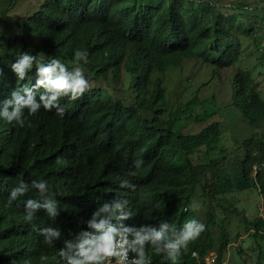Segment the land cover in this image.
Listing matches in <instances>:
<instances>
[{"label":"trees","instance_id":"obj_1","mask_svg":"<svg viewBox=\"0 0 264 264\" xmlns=\"http://www.w3.org/2000/svg\"><path fill=\"white\" fill-rule=\"evenodd\" d=\"M2 1L8 6L0 5V21L12 18L7 9L17 0ZM31 8L12 21L21 35L0 34L3 76L15 77L10 64L29 52L45 62L60 59L70 69L81 63L91 89L74 102L61 100L63 118L42 109L25 137L0 132V264H61L58 252L62 240L72 238L69 231L86 227L83 220L114 200L128 201L134 218L126 224L167 222L179 229L195 217L206 225L177 264H212L213 259L219 264L230 241L227 213L236 211L248 234L262 239L254 264H264V214L247 216L239 208L243 190L264 198L262 82L241 65L248 38L262 51L264 64L259 2L39 0ZM251 9L260 15H249ZM76 50L88 53L87 64L74 60ZM194 57L210 68L201 84L226 78V104L217 103L216 95L203 97L200 86L191 84L190 98L170 101L166 70ZM225 117L236 119V132ZM239 121L246 132L239 133ZM136 159L143 160L139 169ZM129 171L137 175L126 177ZM124 178L135 191L120 186ZM32 180H46L53 192L59 190L61 212L55 221L42 209L25 221L20 207L25 199L39 198L36 189L6 206L12 189ZM196 199L200 216L191 209ZM213 225L219 230L216 240ZM33 226L60 229L61 241L46 244ZM215 241V256L209 257ZM147 252L151 264H172L151 247ZM235 264L251 263L241 258Z\"/></svg>","mask_w":264,"mask_h":264},{"label":"clouds","instance_id":"obj_2","mask_svg":"<svg viewBox=\"0 0 264 264\" xmlns=\"http://www.w3.org/2000/svg\"><path fill=\"white\" fill-rule=\"evenodd\" d=\"M74 60L87 64L88 53L76 50ZM10 68L15 77L3 76V69L0 68L1 133L22 132L25 137L33 129L42 109L46 112L55 110V114L63 118L66 108L61 100L66 98L74 102L91 89L81 63L74 64L70 69L60 59L52 58L45 62L43 58L38 59L36 55L23 52L10 64ZM142 164V159L134 161L136 169ZM136 175V171H129L126 177ZM120 186L132 191L136 189L128 178L121 179ZM30 188L37 190L39 198L23 201L20 208L25 212V221H31L41 209L55 221L61 212L55 198L59 190L53 192L46 180H32L30 184L21 182L10 192L6 206L11 207L13 201H18ZM127 204V200L105 202L93 211L90 218L82 221L86 227H81L75 233L70 230L72 238L63 239L58 252L61 264H151L147 252L149 247L172 264H177L182 250H186L206 231V225L195 217L187 219L179 229L167 222H161L159 226L126 224L125 221L134 218ZM199 207L198 204L191 205L193 211H198ZM33 227L44 237L46 244L54 245L56 241H61L60 229ZM192 255L197 256L195 251ZM46 259L41 257L42 261Z\"/></svg>","mask_w":264,"mask_h":264},{"label":"rangeland","instance_id":"obj_3","mask_svg":"<svg viewBox=\"0 0 264 264\" xmlns=\"http://www.w3.org/2000/svg\"><path fill=\"white\" fill-rule=\"evenodd\" d=\"M39 0H17L16 3L10 7H8L7 12L12 18H8L4 21H0V34L9 33L11 35H21L22 30L15 28L12 21L14 17H20L22 14H26L31 11V6L34 3H37ZM223 3H232V2H259L260 10L264 8V0H220ZM1 7H6L7 2H0ZM251 7L257 6L254 4H250ZM258 9L248 10V14L251 16L260 15L261 11ZM260 41L264 43V35L260 37ZM260 49L256 46L255 41L251 38L245 40L243 45V57L241 61L242 66L249 67L255 77L258 76V80L262 82L260 84L261 93L264 96V64L262 63L263 55ZM198 71L197 73V70ZM210 71V68L201 65L200 59L194 58H185L179 67H171L168 68L165 72V84L166 89L170 98V101L174 104H177L180 100L182 102L186 101L191 97V91L193 85L194 87H199V92L203 97H210L211 95H216V102L220 105H224L228 99V88L226 86V78L223 81L213 80L209 84H201L204 80H207V73ZM224 75V74H223ZM226 76V75H224ZM191 84V85H190ZM233 118V117H232ZM228 117H225L226 124L228 123V127L232 129V132H236V119L233 121H229ZM240 132H246L248 128H244L243 121L238 122V128ZM240 202L239 208L244 210V213L247 216H252L254 212H258V214H264V198L260 194H257L254 190H243L239 193ZM251 203L256 204V209L251 207ZM193 204H198L199 210L196 211L197 215L200 216L202 214V210L200 211L201 205L196 199ZM192 204V205H193ZM227 217H229V221L227 222V231L230 237V241L227 245L225 255L223 256L221 262L219 264H235L238 259H245L251 264L255 262V256L258 248V242H262V239H254L248 234L249 227H245V223L242 219V216L236 211H230L227 213ZM211 232L213 234V238L216 240L219 235V230L217 226L213 225L211 228ZM204 237V236H203ZM246 239V241H242ZM240 244V245H239ZM239 245V246H238ZM236 246L243 248V253L238 254L236 252ZM216 250V241L211 247V251L208 256H215ZM197 257L199 256V251L196 252ZM235 256V257H234ZM245 257V258H244ZM229 258V259H228ZM231 261H228L230 260ZM214 260V259H213ZM212 260V264L213 263Z\"/></svg>","mask_w":264,"mask_h":264},{"label":"bare ground","instance_id":"obj_4","mask_svg":"<svg viewBox=\"0 0 264 264\" xmlns=\"http://www.w3.org/2000/svg\"><path fill=\"white\" fill-rule=\"evenodd\" d=\"M27 246H28V244H27ZM36 246V245H35ZM25 247H26V245H25ZM28 248V247H27ZM36 248V247H35ZM30 249V248H29ZM28 253H29V251H28ZM10 264V263H9ZM19 264V263H18Z\"/></svg>","mask_w":264,"mask_h":264}]
</instances>
